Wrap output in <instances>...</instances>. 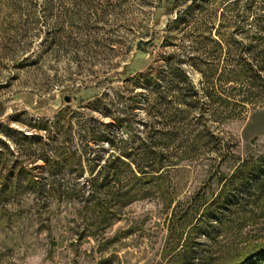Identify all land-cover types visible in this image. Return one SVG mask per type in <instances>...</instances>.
<instances>
[{"label":"rangeland","instance_id":"rangeland-1","mask_svg":"<svg viewBox=\"0 0 264 264\" xmlns=\"http://www.w3.org/2000/svg\"><path fill=\"white\" fill-rule=\"evenodd\" d=\"M255 53L264 0H0V264H264ZM111 145L170 158L98 225L40 157Z\"/></svg>","mask_w":264,"mask_h":264},{"label":"trees","instance_id":"trees-1","mask_svg":"<svg viewBox=\"0 0 264 264\" xmlns=\"http://www.w3.org/2000/svg\"><path fill=\"white\" fill-rule=\"evenodd\" d=\"M254 57L257 63L259 61L260 66L255 67L252 63L237 61L242 75L238 74L234 77L242 81L235 82L250 80L248 85L245 83L249 88L255 84L254 82H258L256 87L264 94V55L255 53ZM220 101L223 102L219 99ZM22 136L25 139H36L33 136L31 138L27 135ZM176 136L177 132H165L162 134V140L171 142ZM211 136L204 137L203 140L208 141L213 138ZM199 138L198 136L196 141L197 139L199 141ZM108 142L111 144L110 139ZM121 142L125 144V141ZM41 145L44 149L48 144L44 142ZM111 147L113 149L105 152L103 158L97 156L88 159L83 157L85 152L80 154L77 151H63L54 159L42 155L40 157L53 178L64 172L82 181L79 188L69 189L65 186L63 191L60 190L62 184L55 181L52 192L66 199L83 198L86 205L91 206V212L99 216L98 225H105L110 217L116 216L118 209L148 196V186L154 177H160L161 174H157L167 166L165 163L170 158L165 150L156 151L153 146L141 149L117 148L112 145ZM257 261L259 262L260 259Z\"/></svg>","mask_w":264,"mask_h":264},{"label":"water","instance_id":"water-1","mask_svg":"<svg viewBox=\"0 0 264 264\" xmlns=\"http://www.w3.org/2000/svg\"><path fill=\"white\" fill-rule=\"evenodd\" d=\"M65 100H67V99H65Z\"/></svg>","mask_w":264,"mask_h":264}]
</instances>
